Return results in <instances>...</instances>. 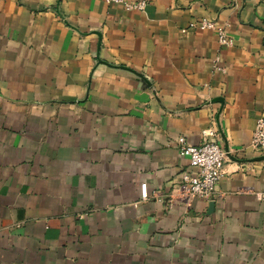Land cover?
<instances>
[{
	"label": "crops",
	"instance_id": "crops-1",
	"mask_svg": "<svg viewBox=\"0 0 264 264\" xmlns=\"http://www.w3.org/2000/svg\"><path fill=\"white\" fill-rule=\"evenodd\" d=\"M147 1L0 0V264H264V0ZM208 129L212 212L169 201Z\"/></svg>",
	"mask_w": 264,
	"mask_h": 264
},
{
	"label": "built area",
	"instance_id": "built-area-1",
	"mask_svg": "<svg viewBox=\"0 0 264 264\" xmlns=\"http://www.w3.org/2000/svg\"><path fill=\"white\" fill-rule=\"evenodd\" d=\"M109 5H120L127 12H144L148 6L147 0H104ZM230 25L217 27L214 19L203 18L199 22L190 24L191 29L201 31H216L218 40L223 47H233L234 40L228 35ZM220 59L217 57L214 62V70L226 72V69L219 64ZM217 133L213 129L202 132V142L198 145L189 144L185 137L181 136L177 140L178 148L181 154L188 159L189 171L184 172L179 185L174 188L170 195L169 201L174 203L188 204L193 199H201L205 203H211L216 198V186L220 181L226 161L227 152L215 139ZM251 149L258 153L264 154V118L257 120L255 131L250 145ZM141 198L146 201L149 198V189L147 183H142L140 187ZM155 197L162 196V192H154ZM259 201L264 202V192L256 194Z\"/></svg>",
	"mask_w": 264,
	"mask_h": 264
},
{
	"label": "water",
	"instance_id": "water-1",
	"mask_svg": "<svg viewBox=\"0 0 264 264\" xmlns=\"http://www.w3.org/2000/svg\"><path fill=\"white\" fill-rule=\"evenodd\" d=\"M214 202H211L209 205V212H212L214 210Z\"/></svg>",
	"mask_w": 264,
	"mask_h": 264
}]
</instances>
